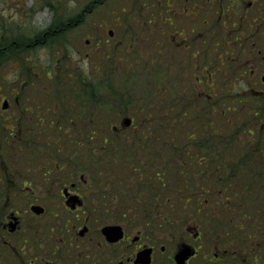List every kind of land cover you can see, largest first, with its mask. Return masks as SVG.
I'll list each match as a JSON object with an SVG mask.
<instances>
[{"label":"flooded vegetation","instance_id":"flooded-vegetation-1","mask_svg":"<svg viewBox=\"0 0 264 264\" xmlns=\"http://www.w3.org/2000/svg\"><path fill=\"white\" fill-rule=\"evenodd\" d=\"M137 3L153 14L151 27L160 24L152 38L161 44L151 42V61L162 67L170 88L180 83L174 90L196 97L214 93L217 104L228 101L229 119L241 130L264 112V0ZM87 4L81 8L83 15ZM76 25L69 22L65 30ZM36 39L31 40L39 44ZM209 54L211 62L204 60ZM212 67L229 69L230 74L216 79ZM254 72L260 86L250 81ZM254 87L259 89V104L244 95ZM23 89L17 115L11 113L16 117L1 113L11 109L8 98H3L0 112V264H264L261 140L240 144L237 136L242 148L228 152L221 165L214 160V170L221 175L214 182L210 230L192 211L178 218L161 204L162 212L139 214L137 199L92 182L88 168L73 165V134H58V125L74 124L70 110L57 102L43 103L40 88ZM222 93L227 96L220 97ZM240 104L252 112L235 113ZM58 106L61 117L50 116ZM51 127L57 132L46 140L44 129ZM59 138L67 146L64 142L59 149ZM259 138L264 141L263 132ZM159 203L165 205L164 199ZM170 230L177 241L173 245ZM184 246L192 254L179 263L176 256Z\"/></svg>","mask_w":264,"mask_h":264},{"label":"trees","instance_id":"trees-1","mask_svg":"<svg viewBox=\"0 0 264 264\" xmlns=\"http://www.w3.org/2000/svg\"><path fill=\"white\" fill-rule=\"evenodd\" d=\"M90 2L96 3L91 7ZM102 2L89 0L86 14L90 15ZM109 9L110 14L120 12L117 16L122 19H115L122 26L133 29L136 9H139L137 0H127L125 6ZM123 13L127 20L123 19ZM80 15L46 27V35L41 38L45 43L46 38H53L55 44L60 42L58 46L66 54L69 49L65 38L69 31L65 27L69 22L80 24L84 19L82 13ZM143 25L146 29L151 28L146 22ZM16 33L12 36L9 32L10 38L0 46V63L9 50L14 52L13 47L19 49L20 55L26 54V48L20 44L26 39L22 37L24 33L17 36ZM126 34L130 35L128 31ZM11 40L19 44L12 45ZM125 40V37L117 39L114 43L116 49L108 54L109 60L116 62L114 72L117 77L97 78L98 66H93V71L76 69L75 76L68 75L72 79L62 77L56 80L54 86L57 90L61 88L59 93L64 94L65 106L61 105L62 108L75 115L68 117L75 120L74 124L57 126L58 134H72L71 130L76 127V134L82 138L80 141L73 139V148L77 145L73 165L88 168L92 182L104 183L105 188L119 192L123 198L137 199L139 214L155 211L161 204L171 208L170 212L174 211L180 218L189 217L192 211L207 229H214V182L217 184L216 176L221 175L219 170H214V160L221 165L220 160L228 152L242 148L235 145L242 128L234 127L231 118L227 119L231 103H215L214 93L196 97L174 90L179 89L180 83L170 88L161 66H154L160 77L157 72L153 76L162 80L161 86L155 85L158 90L149 91L151 86H138L137 73L124 75L126 71L122 63L128 60L130 47L129 40ZM108 68L106 72H110ZM44 95L47 97L41 99L43 103L59 101L51 99L53 92L46 91ZM79 112L84 122H79L80 126L76 123ZM125 113L132 114L133 123L124 133L115 134L117 118ZM84 132L87 135L83 139ZM52 134L44 129L43 137L48 140ZM57 164L63 163L58 161ZM163 199L165 205L159 203Z\"/></svg>","mask_w":264,"mask_h":264},{"label":"rangeland","instance_id":"rangeland-1","mask_svg":"<svg viewBox=\"0 0 264 264\" xmlns=\"http://www.w3.org/2000/svg\"><path fill=\"white\" fill-rule=\"evenodd\" d=\"M87 1L89 2V0H81L79 2L77 0H0V46L6 39H9L11 35L13 36L14 32L16 33V31V36L24 33L22 37L26 38V41L24 40L22 43H20L26 48V54L22 53L23 55H20L19 49L17 47H13L14 52L10 53L11 50H9L5 56V60L0 63V112L2 111L1 105L3 103V98H8L11 105V109L4 112L2 111L1 113L10 117V119H14V117H16V103H19L21 100L19 97L21 94L19 93L21 90H24V87H32V90L35 88H40L42 90V99L47 97L44 95L46 91L53 92V95H50L52 96L51 99H56L57 101L59 99L58 104L65 106V103L62 100L64 94H60L61 88L59 89V93V90H57V88L54 86V83L56 80L62 77L72 79V77L76 74L74 72L76 69L81 68L87 71L88 69H92L93 66H98V73L96 76L97 78L102 79L105 76L117 77L118 75L114 72L116 62L114 60H109V55L110 52L114 51L117 47L114 44L115 41L124 37L126 39L125 41L129 40L130 42V47H128L127 51L129 58L126 62L122 63V66L125 67L126 71L124 75H126L128 72L137 73V78L139 80L138 86H143L142 88H146L145 86H151L148 88L149 91L158 90L157 87L161 86L160 83L162 80L153 76V74L157 72L156 75L160 77L159 72L155 71L156 68H154L156 64L152 65V63L149 62V60L152 59L153 54L151 42L161 44L156 39L152 38L160 30V24L155 23L151 27L154 19L153 14H147V8H142L139 6V9H136L133 29H127L122 26L120 22H118V20L120 21L122 19L120 16H117L120 14V12H115L112 14L109 13L111 10L109 8L113 9L118 8L119 6H125L127 0H102L103 4L93 10L90 15H83V13L80 11ZM90 3L91 7H93L96 2ZM137 4L139 5V3ZM80 13H82L84 19L80 22V24L71 26L72 29L68 33V40L66 41V47L69 49V51L66 52V54L63 52V49L58 46L60 42L55 44L53 38H46V43L43 41L41 36L43 34L46 35V27L53 25L58 21H67L77 14L80 15ZM123 14V19L125 18V20H127L126 14ZM116 17L120 18L116 20ZM142 22H146L151 28L146 29L145 25H141ZM116 24H118V26ZM110 29H113L114 31L113 36L109 35ZM126 31L129 32V36H127V34L125 35ZM9 32L11 35H9ZM54 32L55 31L50 32L48 36ZM130 36H133V39H131ZM31 39H36L39 44L33 43ZM10 43L12 45L19 44L18 42L13 43V40H11ZM242 54H245V52ZM15 55H18L19 57H15ZM31 55H33V57H29ZM28 57L30 60H28ZM107 60L108 62H111L108 63ZM204 60L211 62L212 59H210V54L208 55L207 59ZM256 63L258 65L259 62L257 61ZM161 64V61H159L158 65ZM107 67H110L108 68L111 69L110 72H106ZM212 68L216 73V79L217 76L220 77L219 79H222L224 76L230 74L229 69H222V67H219L217 70L214 67ZM256 69H260V66L259 68L256 67ZM50 70L53 71L50 72ZM209 70L210 68L205 71L208 72ZM233 71H235V69H233ZM68 75L72 77H69ZM250 75V81L256 82V85L260 86L261 83L259 82V75L256 72H254V75L252 73ZM155 85L158 86L156 87ZM194 86L195 85L193 84V87ZM257 90L259 89L256 87L248 89L247 93L244 95L251 101L254 100V102L259 104L260 94ZM251 94L254 95L255 98ZM224 95L227 96V93H222V95L219 96L222 97ZM251 101L249 102L252 104ZM223 103L228 104L227 101ZM262 103H264V101ZM60 110L61 109L58 106L53 111V115L50 116L59 117L60 115L58 116V113ZM14 111L16 115L11 114ZM65 111L66 110H63L64 114ZM250 111V108H244L242 104L236 105L235 113H238L239 115L243 113L248 114ZM70 112V116L75 117L73 111ZM235 113L232 114V116H235ZM125 117H132V114L125 113L117 118V123H115V125L118 126L114 128L115 134L124 133V131L127 130V127H124L123 125V120ZM255 117L257 119L251 122L249 125L244 124L246 127L245 129L239 130L241 133L240 135L238 133L237 136L240 144L244 143L245 141H251L255 139L261 140L264 144L263 138H259V135L262 132L264 133V112L260 111L256 116L253 117V119ZM78 118L79 119L76 123L78 126H80L81 124L79 122L84 123L81 120V112H79ZM248 119L249 118H247V120ZM251 124L255 125L250 126ZM11 126L14 127V125ZM240 126H243V122L240 123ZM53 128L54 127L47 128V133L57 132L53 131ZM71 132H73L72 134L74 139L80 141L82 137L79 138V134H76V127L73 128ZM84 135H87V132L82 133L83 139ZM58 141V147L60 149V145L64 143L65 140L59 138ZM237 144L238 143L235 145ZM76 146L77 145H74L73 148V157L76 154ZM258 146L262 147L263 145L260 142ZM258 146L256 148H261ZM87 149L88 143L86 144V150ZM59 158L61 160L63 159L61 157ZM140 198H142V196L139 197V199ZM169 209V211L172 210L171 208ZM154 212H162V209H155ZM173 236H175L174 232L170 230V239L172 245L177 242ZM176 238L179 240L178 236ZM211 240L214 241V238Z\"/></svg>","mask_w":264,"mask_h":264},{"label":"water","instance_id":"water-1","mask_svg":"<svg viewBox=\"0 0 264 264\" xmlns=\"http://www.w3.org/2000/svg\"><path fill=\"white\" fill-rule=\"evenodd\" d=\"M110 33L112 34V31H110ZM7 105V100L4 101V107H6ZM125 124H130V119L127 118L124 121ZM192 252L189 250L188 246H184L177 254L176 259L178 260V262H183V260L185 259L186 256H188L189 254H191Z\"/></svg>","mask_w":264,"mask_h":264}]
</instances>
